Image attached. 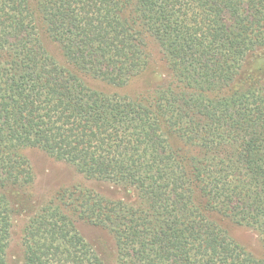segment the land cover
I'll return each instance as SVG.
<instances>
[{
	"label": "trees",
	"instance_id": "obj_1",
	"mask_svg": "<svg viewBox=\"0 0 264 264\" xmlns=\"http://www.w3.org/2000/svg\"><path fill=\"white\" fill-rule=\"evenodd\" d=\"M34 4L0 0V264L21 212L18 264H104L79 222L110 235L116 264H264L220 224L264 248V0ZM148 38L167 70L158 84L135 96L87 85L147 72ZM31 149L134 199L72 187L25 204Z\"/></svg>",
	"mask_w": 264,
	"mask_h": 264
},
{
	"label": "rangeland",
	"instance_id": "obj_2",
	"mask_svg": "<svg viewBox=\"0 0 264 264\" xmlns=\"http://www.w3.org/2000/svg\"><path fill=\"white\" fill-rule=\"evenodd\" d=\"M34 2L35 0H30V4L33 7L35 5ZM37 27L44 48L60 64L66 65L59 47L48 38L38 17ZM147 52L151 55L150 68L140 77L132 80L127 87L115 90L91 78L84 77V80L89 87L96 90L106 93L118 92L121 95L135 96L143 92L145 88L155 86L167 75L166 67L160 58L158 45L150 38L147 39ZM255 57H252L251 60L254 61L256 59ZM251 60L246 63L245 71L249 70V72H251L254 70V66H249ZM256 60H258L256 65L262 61L261 58H257ZM173 144L175 147L177 146L176 142ZM25 155L31 163L35 178L33 186L22 192L23 194H20L25 204L33 201V205L37 207L47 201L58 190L72 187L92 190L109 199H122L125 201L134 199V191L132 189L88 179L84 175L77 173L72 167L49 158L39 150H26ZM20 214L21 215L18 217L15 216L13 218V227L11 231L12 242L9 250L10 264L19 263L20 232L26 221L25 216H23L24 213L21 212ZM220 224L237 244L242 246L247 252L252 254V256L264 262V248L254 231L225 220H221ZM77 228L84 240L103 260L104 264H116L114 242L110 235L100 228L90 226L83 222L77 223Z\"/></svg>",
	"mask_w": 264,
	"mask_h": 264
}]
</instances>
